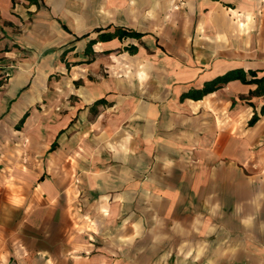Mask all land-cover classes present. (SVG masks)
<instances>
[{
  "label": "crops",
  "instance_id": "1",
  "mask_svg": "<svg viewBox=\"0 0 264 264\" xmlns=\"http://www.w3.org/2000/svg\"><path fill=\"white\" fill-rule=\"evenodd\" d=\"M236 69L264 0H0V264H264V93L202 92Z\"/></svg>",
  "mask_w": 264,
  "mask_h": 264
},
{
  "label": "trees",
  "instance_id": "2",
  "mask_svg": "<svg viewBox=\"0 0 264 264\" xmlns=\"http://www.w3.org/2000/svg\"><path fill=\"white\" fill-rule=\"evenodd\" d=\"M31 1H36V0H31ZM128 36L139 38L142 36V33H139L135 30H129V29H124V28L118 27L115 32L102 34L101 37L104 39H110L113 37L125 38ZM93 42H95V41H92V43ZM134 48H136V47H134ZM250 74H251L252 78L249 79V78H247L246 72L243 69L231 70V71L227 72L226 74L217 77L213 81L207 82L204 89L202 90V92L203 93L210 92L212 90H215L222 83H226L230 80L239 78L243 82H246V83H257L258 88L256 90L252 91V93L263 94L264 93V77L258 78L256 71H250ZM263 112H264V106L262 108V113ZM258 119H259V114L255 113L254 116L252 117V119L249 121V124L254 125L258 121Z\"/></svg>",
  "mask_w": 264,
  "mask_h": 264
},
{
  "label": "rangeland",
  "instance_id": "3",
  "mask_svg": "<svg viewBox=\"0 0 264 264\" xmlns=\"http://www.w3.org/2000/svg\"><path fill=\"white\" fill-rule=\"evenodd\" d=\"M251 152H253V149L251 150ZM249 163L251 164V162H249ZM214 244H216V243H214ZM170 247H171V245H170ZM172 260H173L172 258L167 259L165 264H173ZM174 261H175V264H178V259H175Z\"/></svg>",
  "mask_w": 264,
  "mask_h": 264
},
{
  "label": "built area",
  "instance_id": "4",
  "mask_svg": "<svg viewBox=\"0 0 264 264\" xmlns=\"http://www.w3.org/2000/svg\"><path fill=\"white\" fill-rule=\"evenodd\" d=\"M7 77L0 76V87L3 85L4 81H6Z\"/></svg>",
  "mask_w": 264,
  "mask_h": 264
}]
</instances>
